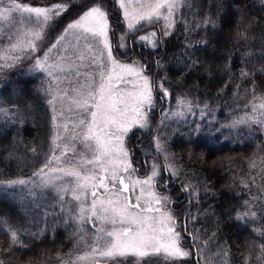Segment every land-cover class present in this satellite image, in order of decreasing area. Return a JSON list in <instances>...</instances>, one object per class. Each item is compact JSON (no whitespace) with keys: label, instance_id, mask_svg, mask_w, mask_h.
<instances>
[{"label":"trees","instance_id":"obj_1","mask_svg":"<svg viewBox=\"0 0 264 264\" xmlns=\"http://www.w3.org/2000/svg\"><path fill=\"white\" fill-rule=\"evenodd\" d=\"M19 1L50 6L72 0ZM182 4L172 32L151 55L158 83L169 95L156 85L165 104L137 155H157L154 138L163 144L180 186L179 193L166 194H184L189 201L182 226L195 239L199 264H264V128L231 126L252 115L254 96L264 97V0ZM47 79L33 71L0 78L2 264H68L83 244L55 194L5 187L35 177L52 153L53 116L42 88ZM181 99L194 109L173 118L169 113ZM245 204L254 219L237 218Z\"/></svg>","mask_w":264,"mask_h":264},{"label":"snow or ice","instance_id":"obj_2","mask_svg":"<svg viewBox=\"0 0 264 264\" xmlns=\"http://www.w3.org/2000/svg\"><path fill=\"white\" fill-rule=\"evenodd\" d=\"M118 6L129 32L163 20L162 35L166 36L183 4L182 0H118ZM65 10L66 5L61 4L34 7L19 0H0V32L8 41L7 47H0V69L35 53L44 29ZM109 31L108 12L96 4L68 24L44 55L35 59L31 70L45 73L48 78L42 88L54 113L52 153L34 173L35 181L18 179L5 187L51 188L61 202V210L67 208L69 218L81 226L91 225L95 234L88 251L68 264L89 259L99 264V258L123 264L118 258L150 255L177 261L190 253L181 246L176 221L167 208L168 198L155 191L159 166L153 163L150 174L135 176L136 169L124 146L125 137L134 127L150 126L152 85L158 82L143 74L144 66L124 63L113 56ZM70 32L72 37L66 39ZM156 35L150 32L139 36V41L155 48ZM125 38H119L120 47L125 46ZM158 87L163 96L169 95L162 83ZM178 103L191 110L190 102L181 99ZM250 103L252 115L233 121L232 127H264V97L254 96ZM57 115L64 118L63 123H56ZM77 141L82 152H77ZM154 146L157 152H164L158 137L154 138ZM69 153L71 157L65 159ZM165 170L177 175L170 165ZM192 192L198 196L195 189ZM30 194H36L34 189ZM66 196L70 200L65 201ZM255 215L245 204V211L237 218L254 219ZM97 221L101 227H97ZM10 236L13 244L18 243L16 232ZM80 240H84L83 234Z\"/></svg>","mask_w":264,"mask_h":264},{"label":"rangeland","instance_id":"obj_3","mask_svg":"<svg viewBox=\"0 0 264 264\" xmlns=\"http://www.w3.org/2000/svg\"><path fill=\"white\" fill-rule=\"evenodd\" d=\"M184 0H182L183 3ZM21 3H24L22 1H19ZM30 6H32L30 3H25ZM61 5H66V10L63 11L59 16H57L50 24L44 29V38L40 41H37V48L38 50L35 53H31L29 55H25L24 58H22L20 61L15 63L14 66L12 67H5L3 69H0V78L7 77L8 75L12 74H18L19 72H30L32 71V65L34 64V61L37 57H42L45 53V51L49 48V46L56 41V39L64 33V30L66 29L67 25L75 21L83 12L87 11L89 8L96 4H100L103 9H105L108 12V21L110 25V31H109V37L110 41L112 44V54L113 56L118 59L121 62L124 63H133L135 62L137 65H142L144 66V75H147L150 77L152 81L158 82L157 80V75H156V70L157 66H155L152 70L148 72L149 66L146 68V58H150L151 61V55H155L158 53L160 49V43L162 38L168 36V35H161L162 30L164 28V22L161 20L160 22L157 23H152V24H145L142 31L138 32H129L126 27V22L123 18L122 10L118 6V0H72L68 1L65 3H59ZM56 5V4H54ZM33 6H39V7H50L46 5H34ZM181 8H179L176 13H175V19L180 11ZM175 24V23H174ZM2 27V25H0ZM174 28V27H173ZM172 28V29H173ZM172 29H170V33L172 32ZM144 30V31H143ZM150 32H156V42L157 46L153 48L151 44H146L144 42L139 41V36L146 35ZM125 36V40L123 41L124 47H120V37ZM72 37V33L70 32L68 37L66 39H70ZM8 41L7 39L3 38V33L0 32V47H7ZM157 63V61H156ZM34 73H42V72H34ZM46 76L45 73H42ZM156 85L158 87V83H154L152 85L153 89V105L155 108H159L162 103H165L164 99L162 98V95L160 92L157 91ZM159 88V87H158ZM161 91V90H160ZM160 97V98H159ZM51 107V106H50ZM193 107L191 106V110L188 109L187 106L185 105H177L169 115L171 117H176V118H185L187 117L188 114L192 113ZM52 116L54 115L52 107ZM166 112V111H164ZM155 114V111L151 109V111L148 112V123L149 127L146 129H140L139 127H134L131 132L127 134L124 140V146L128 150L130 154V159L133 168L136 169V172L134 173L135 176H139L141 178L147 176L151 172V167L150 165L155 163L159 166V176L157 178L156 184H155V191L162 194L163 196H166L169 200V203L167 204V208L171 211V215L176 221V231L180 234L181 237V246L187 250L190 255L186 258L177 260V261H170L166 259L163 255H150L146 256L144 258H134V257H126V258H118V260H122L123 264H199L198 256L196 254V251L194 249L195 245V239L192 241V237L189 232L186 231L185 227L182 225H185L183 223V220L185 216L187 217L189 209H190V204L189 201L186 199V196L183 194L178 195L177 197H173L172 195L169 196L170 194H166V192H170L175 190V193H179L180 186L178 183H176L173 179L177 175H172L171 171H164L166 169V166L170 165L172 171H176L175 167L171 164L169 161L170 159L168 158L167 154L165 151L163 153L157 152L155 146L154 150L157 155L162 156L164 163L158 162L157 160L153 158H149L146 162V165L141 167L138 166L137 164H134L132 161V151H131V146L135 147L136 142H140L142 140H139V135H142V139L146 138L150 131L152 130L153 125L156 122V118H152V114ZM257 117H259V113H256ZM64 122V118L60 117L57 115L56 123L61 124ZM264 128V127H263ZM61 135H64L63 129H60ZM53 134H54V125H53ZM53 138V136H52ZM129 142V143H128ZM63 146V145H62ZM77 152H82L83 149L79 142L77 141L75 143ZM141 150L140 148H136V159L140 162V156H138L137 152ZM144 153V152H142ZM57 155H59V150H57ZM71 157V153H69V157H66L65 159H68ZM57 166V165H53ZM166 173L170 176V185L169 187H165L166 185ZM173 178V179H172ZM30 181H35L36 177H33L32 179H28ZM175 183V186L172 187V185ZM15 187H20L25 189L30 193V190L35 191L36 196L44 195L47 193H53L55 192L51 188L47 189H39V188H34V185H16ZM172 189V190H170ZM182 192V191H181ZM56 195V194H55ZM70 200V197L66 196L65 201ZM174 201H177V203H174ZM73 220V219H72ZM186 221V220H185ZM73 222L78 226L79 231L81 234L84 236L83 244L80 245V250L79 252L72 256L70 261L75 260V257L79 254H83L84 252L88 251V244H90L93 240L94 236V229L91 227L90 224L85 223L83 226L79 225L78 222L73 220ZM97 224V227H101L99 222H95ZM104 227H107V225H104ZM194 243V244H193ZM201 262L206 263V260H202ZM78 264H96V261L89 259L86 261L78 262ZM99 264H117V261H110V260H105L104 258H99ZM207 264V263H206Z\"/></svg>","mask_w":264,"mask_h":264},{"label":"flooded vegetation","instance_id":"obj_4","mask_svg":"<svg viewBox=\"0 0 264 264\" xmlns=\"http://www.w3.org/2000/svg\"><path fill=\"white\" fill-rule=\"evenodd\" d=\"M151 61L152 62H150V58H146L145 67L147 68L149 66L148 72L150 70H152L155 66H157L156 59L154 57L151 58ZM164 104L165 103H162V105L158 109L155 108V107L152 108V110L155 111V114L154 113L152 114V118H154L156 116H159L160 117L161 111H162V109L164 107ZM139 140H142V141L136 142L135 143V147H132V146L130 147L131 148V151H132L131 157H132L133 163L134 164H137L138 166L143 167V166L146 165V162H147V160L149 158H153V159L157 160L158 162H161L162 163V160L157 155L150 154L148 152H144V153L141 154V156H140V159H141L140 162L141 163H139L138 160L136 159V148L137 149H139V148L142 149L143 148V145H144V143H145V141L147 139H142V135H139ZM164 171L166 172V170H164ZM169 185H170V176L168 175V173H166V185H165L166 189H167V187H169ZM174 186H175V183L172 185V187H174ZM170 190H172V189H170ZM174 203H177V201H174ZM185 219H186V216H185V218L183 220V223H185Z\"/></svg>","mask_w":264,"mask_h":264}]
</instances>
